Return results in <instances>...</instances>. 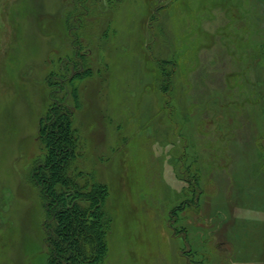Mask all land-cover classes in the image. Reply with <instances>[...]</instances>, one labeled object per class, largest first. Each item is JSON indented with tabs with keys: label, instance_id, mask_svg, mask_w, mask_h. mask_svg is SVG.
<instances>
[{
	"label": "rangeland",
	"instance_id": "obj_1",
	"mask_svg": "<svg viewBox=\"0 0 264 264\" xmlns=\"http://www.w3.org/2000/svg\"><path fill=\"white\" fill-rule=\"evenodd\" d=\"M78 73L103 264H264V0H0V264H48L39 122Z\"/></svg>",
	"mask_w": 264,
	"mask_h": 264
},
{
	"label": "trees",
	"instance_id": "obj_2",
	"mask_svg": "<svg viewBox=\"0 0 264 264\" xmlns=\"http://www.w3.org/2000/svg\"><path fill=\"white\" fill-rule=\"evenodd\" d=\"M74 56L79 65L85 64L79 52ZM82 75H72L66 83L72 86ZM53 79L51 75L47 81L51 105L39 122L38 141L45 159L33 171L43 198L48 264H103L113 224L106 209L109 189L80 162V136L73 109L79 108L77 88L71 89L73 107L65 102L66 98L58 102L55 95L63 92L66 84ZM195 176L198 180H193L194 189L200 180L199 171Z\"/></svg>",
	"mask_w": 264,
	"mask_h": 264
}]
</instances>
